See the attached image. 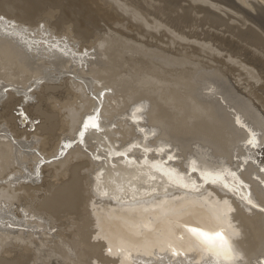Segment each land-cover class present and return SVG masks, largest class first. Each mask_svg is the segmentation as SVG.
<instances>
[{"label":"bare ground","instance_id":"obj_1","mask_svg":"<svg viewBox=\"0 0 264 264\" xmlns=\"http://www.w3.org/2000/svg\"><path fill=\"white\" fill-rule=\"evenodd\" d=\"M0 264H264V0H0Z\"/></svg>","mask_w":264,"mask_h":264},{"label":"snow or ice","instance_id":"obj_2","mask_svg":"<svg viewBox=\"0 0 264 264\" xmlns=\"http://www.w3.org/2000/svg\"><path fill=\"white\" fill-rule=\"evenodd\" d=\"M237 123H239V118H237ZM83 127L85 129H87L89 127L96 128V127H98V125L93 122V118L92 117H89L84 122ZM81 135H83V133H81ZM250 143H251V141H250ZM233 175H235V174L233 173ZM214 179H219V177H216ZM224 186L227 187V184H225ZM191 231H193L194 233L199 232V230L195 229V228L191 229ZM199 235L202 236L206 241H213V240H217L218 239L221 242L220 243L221 248H223L226 251L230 250L228 242L225 240L224 236L221 233H215L214 236H210L207 233L199 232Z\"/></svg>","mask_w":264,"mask_h":264},{"label":"rangeland","instance_id":"obj_3","mask_svg":"<svg viewBox=\"0 0 264 264\" xmlns=\"http://www.w3.org/2000/svg\"><path fill=\"white\" fill-rule=\"evenodd\" d=\"M4 92H5V91H4ZM33 124H34V126H35V125L37 124V122H34ZM95 131L100 132L101 129H95ZM93 132H94V131H93ZM40 180H41V179H40ZM40 180H39V181H40ZM20 181H22V180H20ZM39 181H38V183H40ZM26 182H27V181H26ZM52 231H55V230L53 229Z\"/></svg>","mask_w":264,"mask_h":264}]
</instances>
